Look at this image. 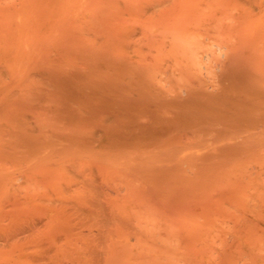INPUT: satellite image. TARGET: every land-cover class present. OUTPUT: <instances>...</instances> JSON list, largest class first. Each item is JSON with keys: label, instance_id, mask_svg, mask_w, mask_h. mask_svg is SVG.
Returning a JSON list of instances; mask_svg holds the SVG:
<instances>
[{"label": "bare ground", "instance_id": "6f19581e", "mask_svg": "<svg viewBox=\"0 0 264 264\" xmlns=\"http://www.w3.org/2000/svg\"><path fill=\"white\" fill-rule=\"evenodd\" d=\"M0 264H264V0H0Z\"/></svg>", "mask_w": 264, "mask_h": 264}]
</instances>
